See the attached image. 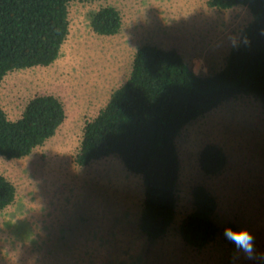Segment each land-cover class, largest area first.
Masks as SVG:
<instances>
[{
    "label": "rangeland",
    "instance_id": "rangeland-1",
    "mask_svg": "<svg viewBox=\"0 0 264 264\" xmlns=\"http://www.w3.org/2000/svg\"><path fill=\"white\" fill-rule=\"evenodd\" d=\"M106 6L121 17L115 36H97L88 25L87 14ZM68 21L52 65L15 71L0 82V106L9 120L37 95L57 97L65 111L56 134L28 157L0 158V175L15 188L14 202L0 213V264H264V111L251 97L230 100L182 130L174 222L153 244L138 229L141 178L116 157L86 167L73 163L84 123L125 82L139 47L175 50L195 74L211 75L251 21L249 11H217L206 0L73 1ZM206 145L226 156L217 176L199 170ZM195 185L217 203L219 233L201 250L185 246L177 233L191 212ZM225 228L253 236L254 259L225 238Z\"/></svg>",
    "mask_w": 264,
    "mask_h": 264
},
{
    "label": "trees",
    "instance_id": "trees-1",
    "mask_svg": "<svg viewBox=\"0 0 264 264\" xmlns=\"http://www.w3.org/2000/svg\"><path fill=\"white\" fill-rule=\"evenodd\" d=\"M73 1L105 0H0V82L9 73L48 67L59 58ZM206 4L217 11L245 7L251 16L222 68L211 75L195 74L175 50L142 45L133 55L125 82L84 123L73 156L78 167L116 157L128 173L141 178L138 229L149 244L164 238L174 222L180 171L176 140L182 130L236 98L251 97L264 111V0ZM86 18L97 36L120 32V14L111 6L89 12ZM64 120L63 104L52 95L32 97L16 120H9L0 106V158L28 157L56 134ZM226 163L224 152L215 145L204 146L198 154L205 177L219 175ZM190 195L191 212L177 233L185 246L201 250L219 233L214 221L217 203L202 185H195ZM14 199L15 188L0 175V213Z\"/></svg>",
    "mask_w": 264,
    "mask_h": 264
},
{
    "label": "clouds",
    "instance_id": "clouds-1",
    "mask_svg": "<svg viewBox=\"0 0 264 264\" xmlns=\"http://www.w3.org/2000/svg\"><path fill=\"white\" fill-rule=\"evenodd\" d=\"M224 236L235 245L238 251L243 252L248 259L255 258L254 238L247 230L234 231L232 228H225Z\"/></svg>",
    "mask_w": 264,
    "mask_h": 264
}]
</instances>
